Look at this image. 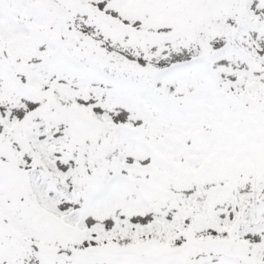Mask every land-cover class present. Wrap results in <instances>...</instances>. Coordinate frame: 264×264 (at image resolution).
<instances>
[{
    "label": "snow or ice",
    "instance_id": "obj_1",
    "mask_svg": "<svg viewBox=\"0 0 264 264\" xmlns=\"http://www.w3.org/2000/svg\"><path fill=\"white\" fill-rule=\"evenodd\" d=\"M0 264H264V0H0Z\"/></svg>",
    "mask_w": 264,
    "mask_h": 264
}]
</instances>
